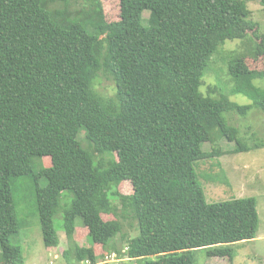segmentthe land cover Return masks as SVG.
Masks as SVG:
<instances>
[{
  "label": "trees",
  "instance_id": "16d2710c",
  "mask_svg": "<svg viewBox=\"0 0 264 264\" xmlns=\"http://www.w3.org/2000/svg\"><path fill=\"white\" fill-rule=\"evenodd\" d=\"M92 1L93 13L71 10L70 0H0V264H24L11 242L13 184L34 174L47 179L34 187L46 247L60 244L54 217L62 212L65 264L111 252L134 264H193L198 248L232 260L220 247L256 237V199L208 202L193 163L223 153L202 149L215 137L247 149L224 113L264 112V89L253 83L264 70L231 71L230 90L250 104L200 91L225 41L252 35L253 58H264L250 0H119L111 22ZM99 73L114 81L113 97L95 90ZM126 180L130 194L118 190ZM128 216L137 222L132 238L118 219ZM77 218L94 245L79 243Z\"/></svg>",
  "mask_w": 264,
  "mask_h": 264
},
{
  "label": "rangeland",
  "instance_id": "374dc122",
  "mask_svg": "<svg viewBox=\"0 0 264 264\" xmlns=\"http://www.w3.org/2000/svg\"><path fill=\"white\" fill-rule=\"evenodd\" d=\"M94 2L92 0H70L69 7L75 11L93 13ZM56 7H62L56 3ZM100 7L106 21H116L120 17L119 0H100ZM251 11L250 20L256 23L259 32H264V5L257 0L247 2ZM148 12H144V17ZM254 37L248 35L245 39L227 40L212 55L209 69L206 71L200 91L212 96L219 93L226 95L230 100L239 104H250L251 100L241 94L233 93L231 71L240 69L264 70V58L255 60L252 56ZM253 83L264 89V75L255 78ZM94 88L104 98H111L115 94L114 81L103 73H99L94 80ZM228 122L239 129V136L248 146L246 150L234 151L235 143L223 137H215L212 143H202V149L211 151L212 148L223 152L211 158L197 160L193 163L198 182L205 191L208 202H218L237 197L252 196L256 199V209L259 217L257 236L250 240L223 244L220 248L232 250L233 259L226 256H209L208 252L214 248H198L191 250L193 264H264V112L253 107L249 112L241 116L236 113H224ZM79 140L87 147L88 143L84 133H80ZM49 157H43L42 163L50 165ZM38 183L44 187L47 179H37L36 174L32 177L19 176L13 184V198L16 204L17 218L19 223L18 232L11 237V242L19 245L24 255V264H44L52 260L54 264H65L61 252L68 245L66 234L62 229V212L54 217V227L60 238V244L55 249H47L43 243L40 223L36 208L34 187ZM118 190L123 194L132 193L131 182L126 180L119 184ZM70 197V196H69ZM71 199V198H70ZM69 203V198L62 197L61 205ZM117 203V201H116ZM109 218L104 215V219ZM122 224V233L135 237L138 234L137 222L128 216L125 220L119 218ZM76 235L79 243L92 246L94 243L87 235L81 218L76 219ZM118 240V237L115 239ZM123 243V242H122ZM119 247L123 244L119 241ZM1 251V249H0ZM54 255L58 257L55 258ZM53 256V257H52ZM153 259L154 257H150ZM102 259V258H101ZM99 259L98 261H100ZM98 264H134L130 261H111ZM143 264V263H140Z\"/></svg>",
  "mask_w": 264,
  "mask_h": 264
},
{
  "label": "built area",
  "instance_id": "2783aa9c",
  "mask_svg": "<svg viewBox=\"0 0 264 264\" xmlns=\"http://www.w3.org/2000/svg\"><path fill=\"white\" fill-rule=\"evenodd\" d=\"M53 256L55 258H57L58 256L57 255H54ZM52 256V257H53ZM123 260L122 258L118 257L117 253L116 252H111L107 255H105L100 261H98L97 263H93L91 262L90 260L88 259H84L82 261L79 262V264H98V263H105V262H108V261H111V262H114V263H118L119 261ZM44 264H54V262L52 260H49L47 261L46 263Z\"/></svg>",
  "mask_w": 264,
  "mask_h": 264
},
{
  "label": "crops",
  "instance_id": "0c3cea01",
  "mask_svg": "<svg viewBox=\"0 0 264 264\" xmlns=\"http://www.w3.org/2000/svg\"><path fill=\"white\" fill-rule=\"evenodd\" d=\"M59 236V235H58ZM257 236V234H256ZM257 237H260V235H258ZM56 247H47V249H55Z\"/></svg>",
  "mask_w": 264,
  "mask_h": 264
}]
</instances>
